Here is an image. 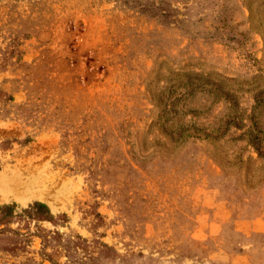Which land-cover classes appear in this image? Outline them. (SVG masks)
Wrapping results in <instances>:
<instances>
[{
  "label": "rangeland",
  "instance_id": "rangeland-1",
  "mask_svg": "<svg viewBox=\"0 0 264 264\" xmlns=\"http://www.w3.org/2000/svg\"><path fill=\"white\" fill-rule=\"evenodd\" d=\"M0 264H264V0H0Z\"/></svg>",
  "mask_w": 264,
  "mask_h": 264
}]
</instances>
